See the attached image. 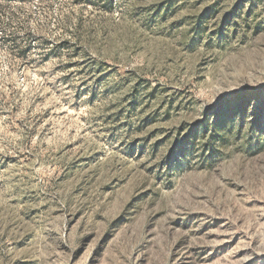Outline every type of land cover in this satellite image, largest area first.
<instances>
[{"label":"rangeland","instance_id":"1","mask_svg":"<svg viewBox=\"0 0 264 264\" xmlns=\"http://www.w3.org/2000/svg\"><path fill=\"white\" fill-rule=\"evenodd\" d=\"M0 264H264V0H0Z\"/></svg>","mask_w":264,"mask_h":264}]
</instances>
